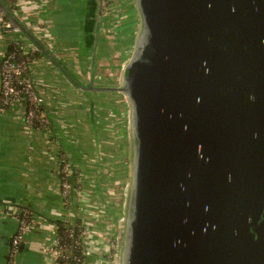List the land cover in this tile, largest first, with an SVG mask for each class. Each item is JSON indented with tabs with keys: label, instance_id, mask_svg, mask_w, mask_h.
<instances>
[{
	"label": "water",
	"instance_id": "water-1",
	"mask_svg": "<svg viewBox=\"0 0 264 264\" xmlns=\"http://www.w3.org/2000/svg\"><path fill=\"white\" fill-rule=\"evenodd\" d=\"M94 1L87 84L0 7L81 91L127 98L118 264H264V0H133L137 29L117 85L95 84Z\"/></svg>",
	"mask_w": 264,
	"mask_h": 264
},
{
	"label": "crops",
	"instance_id": "crops-1",
	"mask_svg": "<svg viewBox=\"0 0 264 264\" xmlns=\"http://www.w3.org/2000/svg\"><path fill=\"white\" fill-rule=\"evenodd\" d=\"M4 1L69 69L77 71L78 77L89 79L80 61L81 69H75L74 58L75 54L79 60L80 50L88 58L93 50L89 0ZM132 26L129 31L137 29L135 23ZM123 37L115 38L113 44L110 35L98 38L96 85L118 84L116 71L103 75L99 67L122 65V60L116 61L109 53L132 48L133 34ZM10 42V36L0 38V62ZM29 42L28 49L37 50ZM123 52L119 51L124 57ZM30 65L34 87L45 96L43 110L48 123L43 128L33 127L21 115L0 112V264H58L49 251L58 236V221L69 225L80 222L84 226L88 264H112V243L121 237L125 211L121 206L125 203L114 201L108 192L118 186L117 181L112 184L113 178L119 176L117 166L124 167V179L127 174V141L115 138L122 129L128 135L126 99L115 92L80 97L78 88L43 54L33 58ZM87 106L91 108L89 116ZM114 108L122 110L119 130L110 124L109 112ZM116 146L123 152V165H116L117 155L111 154ZM64 157L71 164L68 177L74 172L77 179L75 186L71 184L69 196L64 195L63 189ZM25 215L31 228L12 256V240Z\"/></svg>",
	"mask_w": 264,
	"mask_h": 264
},
{
	"label": "built area",
	"instance_id": "built-area-1",
	"mask_svg": "<svg viewBox=\"0 0 264 264\" xmlns=\"http://www.w3.org/2000/svg\"><path fill=\"white\" fill-rule=\"evenodd\" d=\"M6 36H10V46H13V50L10 51L8 49L1 57L0 112H12L14 115H21L26 124L33 127L43 128L48 123V119L44 113L42 115L39 114L38 111L45 103V96L36 91L34 82L30 76V64L32 63L30 54L34 50L31 51L28 49L30 40L21 31L20 27L6 16L5 12L0 7V38ZM18 55H22V59H17ZM62 163L63 171L66 175L62 178L64 195L69 196V192L72 188V185L68 180V175L71 172V164L65 157ZM28 220L27 215L20 219L19 230L12 240V256L18 252L19 245L22 243L26 233L31 228ZM69 236H74L72 229H70ZM68 247V243L62 244L61 237L58 235L55 244L49 249V251L54 255L55 259L68 261L70 259ZM118 248L119 244L113 242L112 250L115 257L119 256ZM88 253L87 247L86 254ZM115 262L116 261H114V264ZM116 264L118 263L116 262Z\"/></svg>",
	"mask_w": 264,
	"mask_h": 264
},
{
	"label": "rangeland",
	"instance_id": "rangeland-1",
	"mask_svg": "<svg viewBox=\"0 0 264 264\" xmlns=\"http://www.w3.org/2000/svg\"><path fill=\"white\" fill-rule=\"evenodd\" d=\"M132 1L133 0H100V9H99V27H98V38L100 39V37H108L110 35V39L112 41V44L115 43V38H122L123 36H127V35H132L133 31L136 30H130V27L132 28L133 24H137L138 20H137V16L134 15V11L131 10V6H132ZM97 10V2L95 3L94 0H90L89 1V11L91 12V17L90 18V36L92 37V42L94 41V29H95V25H96V12ZM135 17V18H134ZM92 21V22H91ZM137 21V22H136ZM125 31V33H124ZM100 35V36H99ZM124 38V37H123ZM98 39V41H99ZM90 41V39H89ZM90 43V44H91ZM116 46V44L114 45V47ZM124 46L126 47V45L124 44ZM124 49V48H123ZM127 51H121L123 52V54H125V56L123 57L122 54L119 53V51L116 52V50H112L109 54L111 56H114V59H116V61L122 60V65H109V66H100L99 69L101 70V74L106 75L108 74L110 71L113 73L115 72V78L117 79V83H119L121 81V75H122V70L123 67L125 65V63L128 61L129 55L131 53V49H129V47H126ZM92 53L93 50L91 49L89 54H88V58L86 57V55L83 53L82 50H80V57L79 60H77L75 54H74V58H75V63H76V67L75 69L79 70L81 69V66L79 65V61L82 64V69L84 74H86L88 76V78H90V63H91V57H92ZM114 53V54H113ZM121 55V56H120ZM123 57V58H122ZM122 58V59H121ZM78 63V64H77ZM117 69V70H116ZM74 75L79 78L81 80L82 83L87 84L89 79L87 80L86 77H84L83 79L78 77L77 74L78 72L73 71ZM78 88V87H77ZM78 90L80 91V97H90L91 93H97L96 91H81L79 88ZM111 93V92H110ZM114 93V92H113ZM117 93V92H115ZM121 94V93H120ZM122 97L124 98V100L126 99V108H125V112L127 114V118H126V126H127V134L124 131V129L118 131V135L116 134V140H119L118 138L120 137L121 139H124L125 141H127V144L125 143L126 149H125V157L127 160V174H126V178L124 179V177L122 176V169H124V167L117 166V178H115L116 180H112V184L115 183V181H117L118 186H115L114 189L109 190V195L112 196V199H114V201H118L120 200V203L122 201H124V203L126 204L127 198H128V190H129V186H130V182H131V172H132V144H131V128H130V107H129V103L127 101V98L121 94ZM114 106L116 107V105L114 104ZM85 111L87 113V115L89 116L91 114V108L89 106L85 107ZM114 111V112H113ZM113 111L109 112L112 113L109 116L110 119V124L114 123V128L116 130H119L121 125L123 124V120H122V110H117L116 108L113 109ZM43 115V113H41ZM108 122V121H107ZM114 129V130H115ZM117 145V143H116ZM122 146V145H121ZM124 150V149H123ZM122 151V150H121ZM118 146H116V149L113 151V153L111 154H116V158L118 160V162L116 163V165H123L122 161V157H123V152H120ZM110 154V153H109ZM115 169V168H114ZM113 169V170H114ZM125 181V184L123 185ZM108 195V196H109ZM125 210V206H121V210ZM122 210V211H123ZM124 213V211H123ZM123 220V219H122ZM122 229H123V222H121V226H120V230L122 233ZM116 244H120V240H116L115 241ZM119 250V248H118ZM112 256H115V254L113 255V253L111 252ZM118 257H115L112 260V264H114V261H116L118 263ZM115 262V264H116Z\"/></svg>",
	"mask_w": 264,
	"mask_h": 264
},
{
	"label": "trees",
	"instance_id": "trees-1",
	"mask_svg": "<svg viewBox=\"0 0 264 264\" xmlns=\"http://www.w3.org/2000/svg\"><path fill=\"white\" fill-rule=\"evenodd\" d=\"M8 3H13L12 0H6ZM9 50H13V46L9 47ZM42 53L38 50H34L30 54V58L33 59L37 56H41ZM22 55H18L17 59H22ZM92 104V102H90ZM39 114L44 113L43 106L40 107L38 111ZM74 174V172H73ZM72 177H68V180L73 186L76 185V173ZM69 198V197H68ZM58 235L61 237L62 244L68 243V251L70 255V259L65 261L63 259H58V264H88L89 256L86 254L87 243L86 239L84 238V226L80 222H75L73 225H69L68 223H64L63 221H58ZM70 229L73 230V237L69 236ZM21 245V244H20ZM19 245V247H20ZM19 250V248H18ZM76 258V259H75Z\"/></svg>",
	"mask_w": 264,
	"mask_h": 264
}]
</instances>
